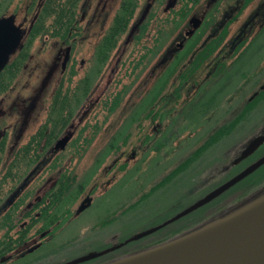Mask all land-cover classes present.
<instances>
[{"label":"flooded vegetation","instance_id":"obj_1","mask_svg":"<svg viewBox=\"0 0 264 264\" xmlns=\"http://www.w3.org/2000/svg\"><path fill=\"white\" fill-rule=\"evenodd\" d=\"M45 1L0 0V17L14 16L24 32L22 45L0 73V181L3 182L0 184V241H11L6 244L8 250L0 253V264L35 254L45 241L55 236L58 226L74 223L95 205L96 199L116 182L118 172L129 170L130 154L124 151L107 168L93 169L100 178L91 186L71 167L74 158L87 156L89 140L84 126L118 75H122L116 84L120 87H126L128 81L141 80L137 73L140 65L148 63L152 48L156 47L157 53L162 54L148 68L143 76L145 81L159 71L167 70L169 74L181 64L182 68L173 74L174 81H180V94L184 93L186 84L193 82L196 86L195 90L188 88L181 106H167L164 116L169 107L176 109L175 114L187 100L192 101L191 108L200 109L197 104L202 95L201 70L210 66L213 71L208 80H216L232 69L233 55L250 39H254L253 43L263 31L260 27L264 28V0H146L143 8L142 0H68L65 29L58 31L55 18L59 14V0H51L49 23L36 24ZM252 4L253 8L249 9ZM128 5L132 17L124 25L121 16ZM112 10V19L101 30ZM18 17L22 20L18 21ZM195 18L200 20L197 26ZM44 35L53 39L45 40L40 47L41 52L52 51L49 62L38 60L40 52L33 50L36 39ZM170 36L172 41L168 44ZM189 66L193 69L185 74ZM186 68L183 74L181 70ZM144 84H137L139 90L135 92H142ZM161 91L165 103H170L176 94L167 87L165 92ZM121 93L122 90L116 92L119 96ZM217 95L209 94V104L204 106H212ZM249 106L250 110L260 108V84L243 105L244 110ZM132 117L136 118L134 114ZM34 119L39 122L31 131ZM137 123L140 128L148 129V134L137 140L130 139L135 140L137 148H144L153 140V130L164 129L162 140L170 122L164 118L153 122L150 118ZM263 134L264 128L259 135ZM263 146L264 142L246 158L242 157L243 149L226 170L240 167L224 182L262 157ZM132 149L136 154V146ZM259 149L260 154L251 158ZM60 160L66 161L65 164L56 167ZM263 197L264 164L200 208L213 203L207 208L211 212L206 217L209 219L232 206L235 212L239 211ZM111 212L113 216L107 218L106 224L100 215L91 220L94 233L98 234L104 226L116 225V208ZM155 233L79 264H106L124 258L151 245L148 237ZM117 235L115 228L108 232L109 240L114 241ZM135 241H140L138 248L132 246ZM114 245L115 242L103 250Z\"/></svg>","mask_w":264,"mask_h":264},{"label":"rangeland","instance_id":"obj_2","mask_svg":"<svg viewBox=\"0 0 264 264\" xmlns=\"http://www.w3.org/2000/svg\"><path fill=\"white\" fill-rule=\"evenodd\" d=\"M145 2L146 0H142V8ZM253 6L254 4L249 9ZM113 12L114 10L110 11L109 20L107 19L101 30L110 22ZM138 12L141 16V10H138ZM20 20H22V17H18V21ZM101 24L103 23L99 22V25ZM261 30L263 31L260 32L258 37L257 33L254 35V38H257L253 43L251 41L254 39H250L246 46L239 49L236 55H233L232 69L230 68L227 72L221 74L216 80H208L213 71L210 66H205L206 68H204L205 64L201 66V69L204 68L201 70V81L199 83L202 95L197 104L200 109L191 108L192 101L187 100L175 114L176 109L169 107L167 115L164 116L163 111H166L167 106H181L184 98H186L185 94L188 88L195 90L196 86H193V82H190L189 85L186 84L184 87V93L180 94V81H174L173 74H176L178 69L182 68L181 64H177L176 70L170 71L169 74L167 70L165 72L159 71L145 81L143 76L148 72V68L162 54V52L157 53L159 50L156 47L152 48L148 63L140 65L137 73L141 80L128 81L126 87H123V85L120 87L116 84L118 78L122 75H118L97 107L92 109L93 111L84 126L87 127L85 130L88 132L89 140L85 152L87 156L79 160L74 158L71 167L78 170V174L82 176L81 180H88L89 186H91L94 180L97 181L100 178V175H96L97 173L93 169L97 167L99 169L107 168L114 161L115 156L124 151L130 154V166L127 167L129 170L125 172L122 169L123 171L118 172L116 182L107 190V193L96 199L95 205L85 211L74 223L58 226L55 236L45 241L35 254L6 263L3 262L2 264H25L27 261L38 264L41 263L39 256L49 252L52 255H49L42 262L44 264H56L74 260L93 251L103 250L113 242L116 244L123 242L139 232L163 223L227 180L240 165L233 166V169L230 170H226L227 167L235 163L241 151L264 128V90L262 94L260 93V108L256 107L250 110L230 134L211 145L201 156L189 163L186 169L157 187L158 183L167 174L192 156L194 151L206 142L218 128L230 123L241 114L244 110L243 105L246 104L253 90L255 91L259 84L260 89H264L263 26L260 27ZM152 37L154 40L155 37L153 35ZM45 40L52 41L53 39L47 38L45 35L38 37L33 49L36 53L40 52L38 60L41 62H45V59L49 62L53 57L50 49L47 50L48 52L40 51V47L43 46ZM171 41L172 36H170L168 44ZM161 42L160 39V44ZM143 67L146 69L142 71ZM187 68L181 70L183 74ZM192 69L193 66H189V70L185 74L190 73ZM162 73L164 74L159 77ZM24 83L23 78L21 84L24 85ZM93 83L95 85L97 81ZM140 83H145L142 87L143 91L135 92V89L139 90L136 85ZM253 86L256 88L253 89ZM166 87L168 91L176 93L173 94L174 97H172L170 103H165L167 102L166 99L164 102V98H162L161 89L164 91ZM120 90H122V93L119 96L116 92ZM150 91L152 93L149 94ZM209 94H218L217 100L212 106L205 107L204 105L209 104L207 101ZM133 114L136 116L134 119ZM150 118L153 122L161 121L164 118L167 123H170L162 140L160 138L164 129L151 130L153 140L149 142L150 144L145 145L144 148L140 146L137 148L138 145H134L135 140L130 138L135 137L137 140V138L147 136L148 129L140 128L137 122L144 123L150 121ZM38 122L39 120L35 121V119L32 121L31 131L35 129ZM115 141L118 145L111 148V144ZM84 145L86 144L84 143ZM135 146L136 154H133L132 148ZM261 151H264V146ZM258 154H260V149L251 158ZM65 162L58 161L56 167L65 164ZM97 195L98 193H96ZM234 207L222 210L218 215L226 214L224 217L226 218L227 214L235 212ZM112 208H116V214L118 213L116 225L104 226L99 229L98 234L94 233L91 220L100 215L104 218V224L108 223L106 222L107 218L113 216ZM200 209L188 214L187 219L197 218L201 213ZM182 222H184L183 218L175 221V224L173 222V225L182 224ZM207 224V221L202 222L199 229L207 226ZM114 228L117 230L118 235L113 241L109 240L108 232ZM155 234H158V232ZM60 247L63 249L53 254L54 250H58ZM146 250L148 249L144 247L142 250L127 256Z\"/></svg>","mask_w":264,"mask_h":264},{"label":"water","instance_id":"obj_3","mask_svg":"<svg viewBox=\"0 0 264 264\" xmlns=\"http://www.w3.org/2000/svg\"><path fill=\"white\" fill-rule=\"evenodd\" d=\"M199 23L200 20L195 18L194 25L197 26ZM23 38V28L16 24L14 16L0 17V73L11 55L22 45ZM263 142L264 134L255 137L242 152V157L246 158L254 153ZM263 164L264 155L163 223L139 232L108 250L91 252L66 264H79L91 260L158 231L209 203ZM107 264H264V197L225 219L189 235Z\"/></svg>","mask_w":264,"mask_h":264},{"label":"trees","instance_id":"obj_4","mask_svg":"<svg viewBox=\"0 0 264 264\" xmlns=\"http://www.w3.org/2000/svg\"><path fill=\"white\" fill-rule=\"evenodd\" d=\"M67 1L68 0H59L58 4H57L58 9H59V14L56 16L55 21L57 23V27H58L57 30L58 31L65 29L66 19H67V14L65 13V10H68V8H69ZM51 8H53L52 1L46 0L44 5H43L42 11H41V16L38 19V21L36 22V24L41 25V24H45V23L48 24L49 23L50 9ZM129 10H131L130 5H128V8L125 10V12L122 13L121 19H122V23H124V25L127 22H129V20L132 17ZM263 90L264 89H262L260 91L261 94L263 93ZM250 106L247 109L243 110L244 112L242 111L241 114L237 118L233 119L230 123H227V124L223 125L222 127L218 128L215 131V133L210 135L209 139L206 142H204L196 151H194L193 155L188 158L189 160L187 159V160L183 161L182 163H180L175 169H173L169 174H167L165 176L164 179H162L158 183L157 187H159L160 185L165 183L168 179H170L174 175L178 174L180 171L186 169L187 166L189 165V163H191L192 161L197 159L199 156H201L207 149H209V147L211 145L218 142L224 136L230 134V132L234 129V127H236L237 124L240 121H242V119L245 116H247V114L250 111V109H249ZM115 140H117V139H115ZM115 145H118L117 141H115L111 144V146H112L111 148H113ZM8 175H10V174H8ZM0 184H3V182L0 181ZM212 204L206 205L205 207L200 209L201 213L199 214V216L197 218H195L193 220H190V219L188 220L187 219L188 217H183L184 222H182V224L173 225V223H172V225L170 224V225L162 228L161 230H159L158 234H154V235L148 237L149 239H151V245H149L146 248L150 249L152 247L162 245V244L168 243L170 241H173L174 239L188 235V234L198 230L201 226L200 224H202V222H204V221H207V223H208L207 226H208V225L214 224V223L220 221L221 219H223L226 214H220V215L215 214V216L209 217V219L206 218L208 215H210L209 213H211L210 211H207V208L210 207ZM204 218H206V219H204ZM174 224H175V222H174ZM9 242H11V241H3V242L0 241V253H1V251L8 250L7 249L8 246H6V244H8ZM139 242L140 241H135V242H132L133 244L132 243L131 244L133 247L138 248ZM130 245L128 246L129 248H130ZM134 245H137V246H134ZM61 249H63V248L60 247L58 250L55 249L53 254L57 253ZM123 249H121L120 251H123ZM49 255H51V252H49L48 254L42 255L43 257L39 256V258L41 259V263H39V264H44L42 261H45ZM25 264H33V262L27 261V262H25Z\"/></svg>","mask_w":264,"mask_h":264}]
</instances>
